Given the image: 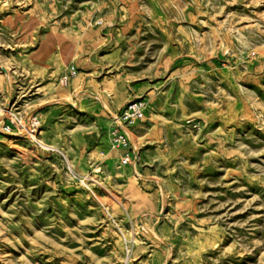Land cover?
Wrapping results in <instances>:
<instances>
[{
	"label": "rangeland",
	"instance_id": "1",
	"mask_svg": "<svg viewBox=\"0 0 264 264\" xmlns=\"http://www.w3.org/2000/svg\"><path fill=\"white\" fill-rule=\"evenodd\" d=\"M0 264H264V0H0Z\"/></svg>",
	"mask_w": 264,
	"mask_h": 264
},
{
	"label": "built area",
	"instance_id": "2",
	"mask_svg": "<svg viewBox=\"0 0 264 264\" xmlns=\"http://www.w3.org/2000/svg\"><path fill=\"white\" fill-rule=\"evenodd\" d=\"M74 73L75 68L73 66H70L67 76L63 78L64 82L67 80L68 75H72ZM144 108V101L141 98H134L126 101L119 112L111 114L113 126L111 128L110 144L113 148L122 151L119 157L121 165H134L137 161V158L135 156V145L125 132V128L142 118ZM19 122L21 124L20 129L17 128L16 130H14L9 124H3L2 129L3 131L14 135L21 134V131H23L32 140H35L37 132L35 125L33 123H30L28 126L26 124H23L21 120H19Z\"/></svg>",
	"mask_w": 264,
	"mask_h": 264
},
{
	"label": "crops",
	"instance_id": "3",
	"mask_svg": "<svg viewBox=\"0 0 264 264\" xmlns=\"http://www.w3.org/2000/svg\"><path fill=\"white\" fill-rule=\"evenodd\" d=\"M64 83L67 84V82H64ZM131 126H133V124L125 128V132L127 133L128 136H129V134H128V128L131 127ZM129 138H130V136H129ZM130 139H131V138H130ZM131 140H132V139H131ZM132 141H133V140H132ZM133 143H134V141H133ZM134 145H135V144H134ZM135 148H136V145H135ZM120 151H121V150H120ZM136 151H137V149H136ZM121 152H122V151H121ZM121 152H120V154H121ZM135 156H136V158H137L136 152H135ZM136 162H137V161H136ZM135 164H136V163H135ZM135 164H134V165H135ZM125 165H129V166H131V165H133V164H125ZM134 165H133V166H134Z\"/></svg>",
	"mask_w": 264,
	"mask_h": 264
}]
</instances>
